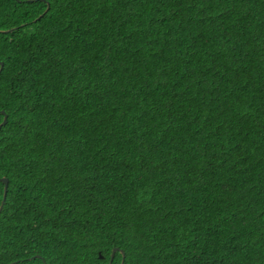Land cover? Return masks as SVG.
<instances>
[{
  "label": "trees",
  "instance_id": "1",
  "mask_svg": "<svg viewBox=\"0 0 264 264\" xmlns=\"http://www.w3.org/2000/svg\"><path fill=\"white\" fill-rule=\"evenodd\" d=\"M0 62V264H264V0H0Z\"/></svg>",
  "mask_w": 264,
  "mask_h": 264
},
{
  "label": "water",
  "instance_id": "2",
  "mask_svg": "<svg viewBox=\"0 0 264 264\" xmlns=\"http://www.w3.org/2000/svg\"><path fill=\"white\" fill-rule=\"evenodd\" d=\"M2 67H3V62H1V67H0V69H2ZM1 71H2V70H0V73H1ZM1 112L4 113L5 115H4V119H3V121H2L1 124H0V128H1L2 125H4V124L7 122V120H8V115L5 113V111L2 110ZM0 180H1L2 182H4V184H5V188H4V189H5V192H4V198H5V197H6L7 190H8V187H9V179H8V177L3 176V177H0ZM4 204H5V200L2 201V204H1V206H0V212L2 211ZM117 250H119L118 247H114V248H113V250H112V254H111V258H110V262H112L113 257L115 256V253H116ZM124 257H125V253H124V251H123V260H122V263H121V264H124ZM13 263H14V262H12V263H10V264H13Z\"/></svg>",
  "mask_w": 264,
  "mask_h": 264
},
{
  "label": "bare ground",
  "instance_id": "3",
  "mask_svg": "<svg viewBox=\"0 0 264 264\" xmlns=\"http://www.w3.org/2000/svg\"><path fill=\"white\" fill-rule=\"evenodd\" d=\"M0 64H1V62H0ZM1 74V73H0ZM5 192V191H4ZM7 192H8V190H7ZM6 195H7V193H6ZM6 198V197H5ZM5 198L3 199V200H5ZM2 204V203H1ZM1 206V205H0ZM4 207V206H3ZM12 263V262H11ZM15 263H17V261H14V263L13 264H15ZM10 264V263H9Z\"/></svg>",
  "mask_w": 264,
  "mask_h": 264
},
{
  "label": "snow or ice",
  "instance_id": "4",
  "mask_svg": "<svg viewBox=\"0 0 264 264\" xmlns=\"http://www.w3.org/2000/svg\"><path fill=\"white\" fill-rule=\"evenodd\" d=\"M0 70H2V69H0Z\"/></svg>",
  "mask_w": 264,
  "mask_h": 264
}]
</instances>
